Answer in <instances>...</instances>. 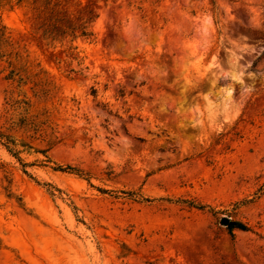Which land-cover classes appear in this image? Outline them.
Here are the masks:
<instances>
[{
  "label": "rangeland",
  "instance_id": "1",
  "mask_svg": "<svg viewBox=\"0 0 264 264\" xmlns=\"http://www.w3.org/2000/svg\"><path fill=\"white\" fill-rule=\"evenodd\" d=\"M58 1L0 14V264H264V0Z\"/></svg>",
  "mask_w": 264,
  "mask_h": 264
},
{
  "label": "trees",
  "instance_id": "2",
  "mask_svg": "<svg viewBox=\"0 0 264 264\" xmlns=\"http://www.w3.org/2000/svg\"><path fill=\"white\" fill-rule=\"evenodd\" d=\"M0 0V14L5 10H10L14 6H26L28 5L29 9L33 11L34 19L37 22V32L39 33V37L43 40L49 41L50 43L56 41H62L64 38L70 37V41L77 39L78 37L82 38H91L93 36V32L90 29L89 23L95 17L92 10L88 11V18L83 20L80 17L71 18L68 15L67 21H61L62 16L60 15V7L61 4L58 0ZM89 2H98L99 0H88ZM108 2V0H103ZM114 2L123 0H113ZM135 3V1L127 0V4ZM135 5V4H134ZM137 8H141V6H136ZM12 43L10 42V37L7 35V28L4 24H2L0 19V46L9 47ZM13 70L10 71V76H14ZM95 91V90H93ZM0 143H2L10 153L14 154L17 157V153L20 152L19 147H23L26 151L31 149L32 146L29 144L18 141L14 137L8 134H4L0 132ZM58 170H65L61 166H57ZM66 169H73L70 166H67ZM201 208L202 206H198ZM223 223V222H222ZM228 225L229 229L238 228L241 230H248V226L240 221H228L223 223ZM138 264H152L150 261H144Z\"/></svg>",
  "mask_w": 264,
  "mask_h": 264
},
{
  "label": "water",
  "instance_id": "3",
  "mask_svg": "<svg viewBox=\"0 0 264 264\" xmlns=\"http://www.w3.org/2000/svg\"><path fill=\"white\" fill-rule=\"evenodd\" d=\"M227 221H228V218H223V219H222V222H223V223H226Z\"/></svg>",
  "mask_w": 264,
  "mask_h": 264
}]
</instances>
